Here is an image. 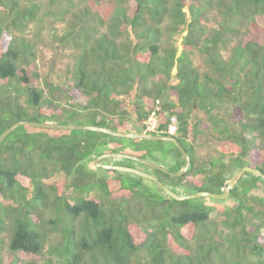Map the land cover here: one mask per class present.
Segmentation results:
<instances>
[{"label": "trees", "instance_id": "16d2710c", "mask_svg": "<svg viewBox=\"0 0 264 264\" xmlns=\"http://www.w3.org/2000/svg\"><path fill=\"white\" fill-rule=\"evenodd\" d=\"M85 2L92 11L112 8L110 31L92 37V28L79 25L83 41L73 42L69 80L64 87L46 84L57 96L45 97L36 86L35 44L16 35L23 36L37 22L41 5L38 0H0V134L19 120L38 117L54 123V116L66 112L86 117L90 125L143 133L144 122L158 107L159 125L152 134L167 136L175 116V138L191 165L178 178L148 172L179 195L220 193L232 173L253 166L248 156L256 138L263 159L255 167L264 174V0L224 1L219 22L204 18L214 0ZM126 3L127 9L122 8ZM188 4L189 21L184 11ZM121 27H128L138 41L117 40ZM184 32L178 54L174 35ZM51 33L59 42L66 40ZM135 89L132 116L121 98ZM171 93L176 102L170 101ZM77 97L83 102H76ZM194 110L209 115L232 171L227 172L222 159L220 164L195 161L194 139L189 141ZM106 152L167 163L174 173L185 164L170 142L89 131L20 126L1 142L0 252L5 244L1 234L6 233L7 264H264V182L258 176L246 173L225 201L176 202L162 190L164 196L152 193L144 182L148 180L133 174L100 177L89 163ZM19 179L29 180L31 191ZM152 222L158 228L149 233L144 225ZM170 232L184 245H173ZM49 235L58 242L47 241ZM191 236L204 243L192 242ZM143 250L144 260L139 255Z\"/></svg>", "mask_w": 264, "mask_h": 264}, {"label": "rangeland", "instance_id": "374dc122", "mask_svg": "<svg viewBox=\"0 0 264 264\" xmlns=\"http://www.w3.org/2000/svg\"><path fill=\"white\" fill-rule=\"evenodd\" d=\"M228 1V0H214V3L212 7H210L206 14L204 15V18H208V20L212 21H220L221 20V14L220 12L223 10L222 2ZM38 2L41 5V9L39 12V17L37 19L36 23H32L29 25L27 31L21 36V34L16 33L19 37H24L27 41L32 42L35 44L34 50L36 52V71H37V82L36 86L40 89H43V95L45 97L50 95L57 96L56 92L50 93L48 90L49 86H60L64 87L66 82L69 80V71L70 70V62L72 61V57L75 54V48L73 47V42H82L83 38L79 36L78 30L79 25L84 24L83 26H88L93 29L92 37L95 35H99L101 33H109L110 29L107 27L109 23L112 22L113 18V11L112 8H108L107 12L101 10H94L90 9V6L85 2V0H38ZM126 4L121 5L122 8H126ZM188 5L184 7V11L186 12L187 20L189 21V12H188ZM88 8V11L85 9ZM127 9V8H126ZM80 11H84L87 14L85 16H82ZM51 12H54L56 17L53 15H50ZM103 13L105 15L103 16ZM201 23L204 25H208V22L206 20H200ZM108 23V24H107ZM166 28V19L165 23L162 24V31H165ZM209 28V25H208ZM53 32L56 38H62L65 37L66 40L64 41H57L53 37ZM96 32V33H95ZM121 35H117V40L122 39H128L132 42H137L136 34H134L130 29L121 27L120 28ZM166 32V31H165ZM95 33V34H94ZM185 33V32H184ZM183 33L182 36L185 34ZM91 35V33H88ZM117 34V33H116ZM166 37V35H165ZM166 41V40H165ZM172 46H176L178 54L181 51V45H180V34L174 35V42ZM198 63H202L201 60H197ZM175 73V70H173V74ZM136 92L135 89L133 94L126 98H121L126 100L128 110L130 111V115L136 116V111H134V102L136 101ZM172 94V93H171ZM171 96L170 101L176 102V96L174 94L168 95ZM60 97V95H59ZM166 97V95H165ZM61 98V97H60ZM25 98L20 99V102H23ZM66 99L63 97L60 100L61 105H65ZM76 102L82 103L83 101L77 97ZM80 109V108H77ZM45 110H49V108L45 107ZM71 112H66L65 114L62 113V117L59 115L57 117L54 116L52 122L56 124H79L84 125L87 124L86 117H79L75 118L72 117ZM61 115V114H60ZM85 118V119H84ZM37 120H29V119H23L26 121H33V122H41V118L36 117ZM41 119V120H40ZM190 123L194 126L193 132L189 133V141H193L197 163H209V162H216L217 164H220V160L226 164L227 172L232 171L233 167H231V164L228 160V155H223L222 150L220 148L221 141L219 140V134L214 130L213 126L210 123L209 115L205 114V112L201 110H194L190 114ZM133 120L130 119V124H133ZM51 123V122H50ZM255 148H251L248 156L249 163L254 166H260L262 164V156L261 151H263V147L261 144V140L256 138L255 141ZM95 160V158H94ZM90 162L89 166L92 168L95 167V163ZM104 164H111V165H123V166H129L141 169L145 172H148L151 170V168L147 166H142L141 164L130 162L127 160H120V159H106ZM158 164L164 168H169L170 166L167 163L158 162ZM99 170V176H107L111 177L114 176L115 171H108L103 169ZM168 170V169H167ZM149 173V172H148ZM152 173V172H151ZM163 181L164 179L161 178ZM19 182L24 186L25 188L29 189L31 191L32 186L29 180L27 179H19ZM151 189V192L154 194H158L161 196H164V194L161 192V189L158 188L154 183L150 181H144ZM162 183V182H161ZM166 185H168L166 183ZM165 185V186H166ZM170 188V187H169ZM66 193V192H64ZM189 194V193H188ZM185 195V194H184ZM210 199L207 198H201L200 201H209ZM226 205L231 206V202H227ZM40 211V210H39ZM49 216V213H48ZM205 225H202V228H204ZM144 228L147 229L149 233L154 232L157 230L158 226L156 222H152L149 226L144 225ZM211 225L207 227V231L211 230ZM221 228V227H220ZM264 231V230H263ZM200 233L203 234L204 231L200 230ZM6 234V233H5ZM4 233L1 234L2 239L4 240V243L7 244V238ZM223 244L226 246L225 239L227 237L226 233H223ZM203 237L202 235H200ZM198 236H191L192 242H200L204 243L203 239ZM226 236V237H225ZM261 236H264V232H262ZM158 238H161V234H158ZM170 239L171 243L176 246L184 245V241H182L180 238H177L173 235L172 232H170ZM57 241V239L54 238L53 235H49L47 241ZM58 242V241H57ZM3 244L2 250L0 252V259H4L6 261L5 264H7V259L4 256L7 254V246ZM49 246L48 244H45ZM225 248V247H224ZM226 249V248H225ZM227 250V249H226ZM146 251L143 250L139 253L141 256V259L146 257ZM2 253V254H1ZM46 260H50L49 255L46 256ZM45 260V259H43ZM43 260L41 261L43 263ZM53 264V263H51Z\"/></svg>", "mask_w": 264, "mask_h": 264}, {"label": "water", "instance_id": "95a60500", "mask_svg": "<svg viewBox=\"0 0 264 264\" xmlns=\"http://www.w3.org/2000/svg\"><path fill=\"white\" fill-rule=\"evenodd\" d=\"M20 126H30V127H34L38 129H48V130L89 131V132L105 134L110 137L127 139V140H148V141H155V142H170L176 146V148L179 150V152L181 153L185 161L183 168L180 171L175 172V173L170 172L166 168L160 166L159 164L151 160L142 158L135 154H129V153H124V152L103 153L95 158L94 163H95V168L97 169L133 174L145 180L151 181L155 183L158 186V188L162 190L163 193H165L168 197H170L176 202H184V201H190V200L200 199V198H212V199L220 200V201L226 200L229 197L230 192L234 189L236 183L246 173L256 175L264 182V174L259 169L253 168L250 166H243L240 170L235 172L225 182V186L222 188V192L220 194L212 193L209 191H202V192H194L192 194L182 196L174 192L168 186H165L163 183H161L158 177L153 174H150L148 172H145L143 170H140L134 167L123 166V165H111V164L103 163V161H105L106 159H111V158L120 159V160H128V161H132V162L147 166L153 170L159 171L172 178L181 177L188 171L191 163H190L189 154L185 151L183 146L178 142V140L175 137L164 136V135H154V134H149L145 132L144 133L121 132V131L111 130L105 127L90 125V124H84V125L56 124V123H50V122H33V121L19 120L13 123L10 127H8L6 130H4L0 134V144L11 132H13L16 128Z\"/></svg>", "mask_w": 264, "mask_h": 264}, {"label": "clouds", "instance_id": "9594fccd", "mask_svg": "<svg viewBox=\"0 0 264 264\" xmlns=\"http://www.w3.org/2000/svg\"><path fill=\"white\" fill-rule=\"evenodd\" d=\"M184 34H186V33H184ZM182 35H183V33L180 35V44H181V36H182ZM164 96H165V95H164ZM160 102L162 103L161 100H157V101H156V104L159 105ZM156 110H158V107L155 108V111H156ZM155 111H152V112L149 114V116H148V118L146 119V121L144 122V124H145V128H146V130H147V132H145V133L152 134V132H154V131L157 129L158 125H159V124H158V120H157V116H156ZM152 117H154V118L156 119V121H157V127H156L155 130H153V131H149V130L147 129V124H148L149 119L152 118ZM172 120H174V123H175V126H176V132H175V134L170 135V134L167 132V128H168V126L171 124ZM168 126L166 127V133H167V136L175 137V135L177 134V131H178V120H177V118H176L175 116H172V117L170 118V121H169V123H168ZM136 133H137V132H136ZM143 133H144V132H143ZM154 135H155V134H154ZM164 136H165V135H164ZM189 157H190V156H189ZM127 161H128V160H127ZM190 163H191V161H190ZM245 166H250V165H245ZM250 167L257 168V167H255L254 165H253V166H250ZM258 167H259V166H258ZM96 169H97V168H96ZM240 169H241V168H240ZM240 169H239V170H240ZM257 169H259V168H257ZM259 170H260V169H259ZM237 171H238V170H237ZM237 171H235V172H237ZM260 171H261V170H260ZM235 172H234V173H235ZM261 172H262V171H261ZM234 173H232V174L230 175V177H231ZM262 173H263V172H262ZM150 174H151V173H150ZM244 175H245V174H244ZM244 175H243L242 177H244ZM252 175H253V174H252ZM255 176H256V175H255ZM230 177H229V178H230ZM242 177H241V178H242ZM241 178H240V179H241ZM240 179H239V181H240ZM226 181H227V180H226ZM226 181H225V182H226ZM239 181H238V182H239ZM225 182H224V186H225ZM238 182H237V183H238ZM237 183H236V184H237ZM224 186H223V187H224ZM235 186H236V185H235ZM234 188H235V187H234ZM174 192H175V191H174ZM221 192H222V189H221ZM221 192H220V193H221ZM220 193H216V194H220ZM230 193H231V192H230ZM177 194H178V193H177ZM189 194H192V193H189ZM189 194H187V195H189ZM182 196H185V195H182ZM229 196H230V195H229ZM228 198H229V197H228ZM228 198H227V199H228ZM227 199H226V200H227ZM223 201H225V200H223ZM262 231H263V230H262Z\"/></svg>", "mask_w": 264, "mask_h": 264}, {"label": "built area", "instance_id": "2783aa9c", "mask_svg": "<svg viewBox=\"0 0 264 264\" xmlns=\"http://www.w3.org/2000/svg\"><path fill=\"white\" fill-rule=\"evenodd\" d=\"M156 127H157V121H156V119L154 117L150 118L149 121H148V124H147V129L149 131H153V130L156 129ZM167 132L170 135L175 134V132H176V126H175L174 120H172L171 124L168 126Z\"/></svg>", "mask_w": 264, "mask_h": 264}, {"label": "flooded vegetation", "instance_id": "af4514ba", "mask_svg": "<svg viewBox=\"0 0 264 264\" xmlns=\"http://www.w3.org/2000/svg\"><path fill=\"white\" fill-rule=\"evenodd\" d=\"M104 162V161H103Z\"/></svg>", "mask_w": 264, "mask_h": 264}]
</instances>
